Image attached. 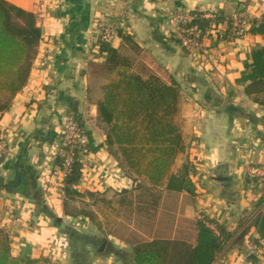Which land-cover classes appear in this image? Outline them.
<instances>
[{
  "label": "crops",
  "instance_id": "1",
  "mask_svg": "<svg viewBox=\"0 0 264 264\" xmlns=\"http://www.w3.org/2000/svg\"><path fill=\"white\" fill-rule=\"evenodd\" d=\"M7 1L33 12L42 34L25 86L0 114V130L12 142L0 163V228L9 235L12 254L43 256L51 264L133 262L132 243L105 234L85 216L65 214L63 177L55 162L60 132L74 115L89 139L88 162L107 170L99 178L93 169H83L77 190L116 194L135 185L116 147L107 145L106 125L97 114L107 72L96 23L104 21L117 27L104 43L128 58L135 71L180 88L178 120L186 149L176 166L190 162L195 192L161 187L154 210H133L152 228L140 241L194 245L196 221L206 217L231 234L212 264H264L253 225L264 207L259 205L264 178L245 172L247 164L264 165V105L252 102L239 82L252 51L264 45V0ZM194 11L219 17L201 49L184 48L177 37V15ZM235 11L245 14L249 26L233 39L226 31Z\"/></svg>",
  "mask_w": 264,
  "mask_h": 264
},
{
  "label": "trees",
  "instance_id": "2",
  "mask_svg": "<svg viewBox=\"0 0 264 264\" xmlns=\"http://www.w3.org/2000/svg\"><path fill=\"white\" fill-rule=\"evenodd\" d=\"M191 14L193 19L183 25L197 24L202 35L212 28V22L219 20L217 15L214 18L204 17V12L194 11ZM227 25L229 35V22ZM41 35L33 12L7 0H0V114L10 107L13 97L25 86ZM122 37L131 43L128 36ZM179 42L181 44L180 39ZM99 49L105 53L107 78L97 103L98 119L106 125L107 145L116 147L121 165L135 185L131 189H121L115 199L99 198L104 205L98 204L95 212L82 210L76 214L67 210L70 199L96 195L94 192L77 190L83 173L78 160L73 161L61 185L65 196V214L85 216L97 228L110 234L124 211L154 210L157 206V189L163 187L169 191L193 194L195 187L190 162L186 161L176 168L178 157L186 149L178 120L179 86L175 82L167 83L155 74L143 77L133 69L128 58L108 43L100 41ZM239 82L244 85L243 91L252 102L264 105V45L252 51L251 61L245 64ZM78 122L83 127L81 121ZM55 162L58 166L61 164L58 155ZM137 181H145L147 185L143 186ZM263 202L264 196L259 205ZM253 225L258 234L254 243L264 248V207ZM196 230L194 245L183 240L168 239L137 242L133 245V262L123 264H212L226 248L231 234L206 217L196 221ZM0 264L51 262L43 256L13 255L9 235L0 228Z\"/></svg>",
  "mask_w": 264,
  "mask_h": 264
},
{
  "label": "built area",
  "instance_id": "3",
  "mask_svg": "<svg viewBox=\"0 0 264 264\" xmlns=\"http://www.w3.org/2000/svg\"><path fill=\"white\" fill-rule=\"evenodd\" d=\"M38 4H44L47 0H36ZM206 18H214L216 14L214 12H204ZM193 19L191 12H183L177 15V37L181 40V44L186 48L201 49L202 40L207 36L206 32L202 35L201 28L197 24H191L184 26ZM230 25L229 36L230 38H241L248 30L249 21L245 14L241 11H235L228 18ZM227 22V24H228ZM96 30L99 34V38L102 42H110L113 36L116 34L117 27L105 23L104 21H98L96 23ZM58 156L61 159L59 165L61 176L64 177L71 169V164L74 160H78L83 169H93L96 172L97 177L103 178L107 175V170L103 167L91 165L87 160V154L89 152V139L85 129L80 125L74 115H70L64 124L63 129L58 137ZM11 138L0 130V163L8 155L9 148L11 146ZM246 175L251 178H264V165L263 164H247L245 168ZM62 197L64 196L63 189L61 190ZM260 252L264 254V248L257 246Z\"/></svg>",
  "mask_w": 264,
  "mask_h": 264
},
{
  "label": "rangeland",
  "instance_id": "4",
  "mask_svg": "<svg viewBox=\"0 0 264 264\" xmlns=\"http://www.w3.org/2000/svg\"><path fill=\"white\" fill-rule=\"evenodd\" d=\"M100 70L102 69L99 68ZM178 164V163H177ZM177 168V166H176ZM144 182V181H140ZM96 195L91 197L88 195L78 196L74 199H70L68 201L67 210L70 213L76 214L79 211L87 210L90 211H97L98 204L100 206L104 205V203L99 201V198L104 197L107 199H115L119 193L116 192V194H111V192L105 193H95ZM148 225V226H147ZM151 226L140 217V215L135 214L132 211H124L122 215L116 220V223L110 230L113 237H117L118 239L127 240L133 245L139 242L142 239H146L151 236ZM106 234V232H104ZM106 236V235H105ZM104 236V237H105ZM105 238L102 237V241H104ZM110 240V239H109Z\"/></svg>",
  "mask_w": 264,
  "mask_h": 264
},
{
  "label": "water",
  "instance_id": "5",
  "mask_svg": "<svg viewBox=\"0 0 264 264\" xmlns=\"http://www.w3.org/2000/svg\"><path fill=\"white\" fill-rule=\"evenodd\" d=\"M53 136V133H51L50 135H49V138H51ZM104 246V243H102V245H101V247H103Z\"/></svg>",
  "mask_w": 264,
  "mask_h": 264
}]
</instances>
